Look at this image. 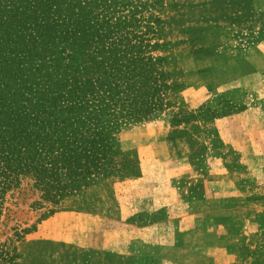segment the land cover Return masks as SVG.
Here are the masks:
<instances>
[{
  "label": "rangeland",
  "instance_id": "rangeland-1",
  "mask_svg": "<svg viewBox=\"0 0 264 264\" xmlns=\"http://www.w3.org/2000/svg\"><path fill=\"white\" fill-rule=\"evenodd\" d=\"M139 1L106 33L159 44L171 104L117 130L123 171L55 206L11 190L0 241L20 264H264V0Z\"/></svg>",
  "mask_w": 264,
  "mask_h": 264
},
{
  "label": "trees",
  "instance_id": "trees-1",
  "mask_svg": "<svg viewBox=\"0 0 264 264\" xmlns=\"http://www.w3.org/2000/svg\"><path fill=\"white\" fill-rule=\"evenodd\" d=\"M128 5L143 2L0 0V219L24 181L47 207L123 171L117 130L171 104L162 57L148 49L159 44L120 33L117 18L107 36L108 11ZM19 258L0 241V264Z\"/></svg>",
  "mask_w": 264,
  "mask_h": 264
}]
</instances>
